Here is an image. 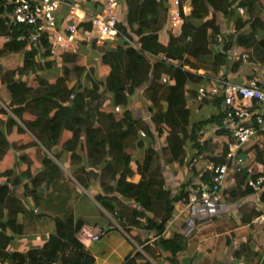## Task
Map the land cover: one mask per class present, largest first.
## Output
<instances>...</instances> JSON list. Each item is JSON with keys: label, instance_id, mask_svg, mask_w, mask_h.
I'll list each match as a JSON object with an SVG mask.
<instances>
[{"label": "trees", "instance_id": "trees-1", "mask_svg": "<svg viewBox=\"0 0 264 264\" xmlns=\"http://www.w3.org/2000/svg\"><path fill=\"white\" fill-rule=\"evenodd\" d=\"M66 1L78 3L90 16L101 11L91 0ZM189 7V16L180 13V37L170 36L164 47L158 43L161 28L157 17L159 12L167 13V0H122V21L117 26L120 36L111 48L104 43L98 63L85 69L74 52L79 48L95 50L94 41L76 43L72 53L55 61L72 65V69L56 70L55 62L43 61L49 54L44 37L39 39L38 47H30L26 40L17 41L18 36L27 38L28 34L8 25L11 5L8 0H0V166L4 167L0 172V263L93 264V258L78 239L86 223L72 213L53 219V232L41 249H10L14 238L23 235V225L18 223L20 216L48 217L37 210L38 191L42 185L57 186L61 171L56 161L66 167L84 191L96 187L93 201L106 213L117 212L119 220H126L128 224H118L124 233L130 235L139 230L151 234L155 248L166 256V264H176L185 239L180 235H163L175 206L187 203L191 183L187 181L172 193L166 186L161 164L166 169L185 163L191 177L207 185L209 174L205 168L196 170L189 165L194 160L222 165L230 138L221 128L220 102L199 100L197 89L226 71L224 80L240 79V72L254 52L263 56L259 62L264 71V0H190ZM238 9L243 10L242 16ZM220 19L230 23L233 35L221 33ZM89 29L87 24L80 26V30ZM220 39L222 49L217 51L214 47L219 46ZM13 55L20 56L19 65L7 70L4 60ZM243 55L247 56L245 60ZM198 71L204 74L198 75ZM70 74L84 75L87 86H82L79 79L69 82ZM162 78L166 83H162ZM251 79H243L240 84L246 85ZM36 89L44 93L34 95ZM103 94L110 101L108 112L101 113L98 103ZM139 94L145 95L143 112L149 117V125L134 118L136 109L141 108L133 105L134 100L140 102ZM192 99L201 104L211 101L215 113L209 119L193 122L188 106ZM114 109L122 110L121 117L115 116ZM95 112L99 117L94 121ZM207 127L213 131L205 138ZM140 130L146 133L145 143L137 144L143 155L141 163L125 152L127 143ZM215 143L217 153L211 156L208 146ZM238 155L245 167L231 175L229 187L221 195V203L232 206L255 200L248 182L264 176V133H259ZM90 172L97 178L94 185ZM134 176L139 177L137 183L129 181ZM19 192L23 201L17 197ZM258 203L264 206V188ZM249 222L243 220L244 224ZM143 252L148 256L153 253L148 248ZM240 253L247 250L242 248L231 256L238 259Z\"/></svg>", "mask_w": 264, "mask_h": 264}, {"label": "built area", "instance_id": "built-area-1", "mask_svg": "<svg viewBox=\"0 0 264 264\" xmlns=\"http://www.w3.org/2000/svg\"><path fill=\"white\" fill-rule=\"evenodd\" d=\"M11 12L8 14L9 26L21 28L28 36L17 37L18 42L27 41L30 47H38L39 39L44 37L49 46V54L44 63L55 62L64 54L72 53L76 43L95 45L114 42L119 38L117 26L122 21V0H91L101 7L95 16L86 14L78 3L66 0H8ZM183 0H168V23L170 30L180 32L184 12ZM65 10V15L63 11ZM243 14L242 9H238ZM89 25V30H80L81 25ZM179 35V34H178ZM160 59H164L162 56ZM246 55L242 56L245 60ZM165 60V59H164ZM162 83H166L163 78ZM199 100H217L221 104V128L230 138L228 152L222 165L208 163L205 172L209 183L193 181L188 188L185 210L208 209L221 203L222 192L229 187L232 174L244 168L239 153L244 151L259 133H264V86L254 81L246 85L211 78L209 84L197 89ZM117 111V109H115ZM248 186L258 203L264 188V176L250 180Z\"/></svg>", "mask_w": 264, "mask_h": 264}, {"label": "rangeland", "instance_id": "rangeland-1", "mask_svg": "<svg viewBox=\"0 0 264 264\" xmlns=\"http://www.w3.org/2000/svg\"><path fill=\"white\" fill-rule=\"evenodd\" d=\"M185 4L184 6H186V1H184ZM264 14V11L263 13ZM240 15V14H239ZM242 16V15H240ZM262 17H264V15H262ZM264 20V18H263ZM162 24H164V17L160 20ZM168 22V21H166ZM218 25H220V30L222 31L221 33H225L226 35L229 36L231 35V30H232V26L230 25V23L225 22L224 20L220 19L218 20ZM114 42H106L108 44H105V47L111 48L110 45L111 43H115ZM77 46V44H75V47ZM97 47V48H96ZM96 49H82L80 50H75L74 52L77 54V61L86 68H88L89 65L95 66L98 61H99V57L101 55V53H103L104 51L102 50L104 47V43H99V45H96ZM214 49L217 50V47H214ZM249 61L247 62V66L246 68H243V70L240 72V80L237 82L238 84H240L241 81L244 82L247 81L246 78H252V81H258V82H262V84H264V71H263V66L261 65V63L259 62V60L263 57L262 55H259L257 53L254 52L252 53L250 56ZM20 62V56L19 55H13L11 57H9V59L6 61L4 60L3 63V67L7 70H14L17 68V66L19 65ZM58 62V61H57ZM55 62V67L56 70L60 69L61 67H65L68 70L72 69V65H61L59 64V62L57 63ZM222 75V74H221ZM33 78V77H32ZM79 79L80 83L82 84V86H87V80L84 77V75L82 76H77L75 74H70L69 76V82H75ZM231 79V78H230ZM244 79V80H243ZM231 82H236V80H230ZM31 87L35 88V83L33 81L29 82ZM44 90L42 89H36L33 94L34 95H39V94H43ZM139 100L140 102H136V100L133 101V105L139 106L141 108L136 109L138 112L137 113H141V111H143L145 108V106L143 105V100L145 99V95L144 94H139ZM142 100V101H141ZM109 101H110V97L108 95L103 94L101 96V99L99 100L98 106H99V112H108V105H109ZM136 102V104H134ZM211 101H208V103H197L196 101H193V99L189 102V107L191 110V115H192V121L193 122H198L199 120H203V119H209L214 113H215V109L212 108L211 106ZM107 107V108H106ZM113 113L115 114V116L117 118L121 117L122 115V110L119 109L117 112L115 111V109L113 110ZM95 118L94 121L99 117L98 112H95ZM142 120V118H141ZM142 123H145L147 125L148 122H144L142 120ZM208 131H206L205 137L209 136L210 133V129H213L211 127H207ZM140 133L144 135L146 134L144 131L140 130L136 136H134L130 142L127 143V146L125 147V152L129 155L132 156L133 159H137V161L139 163H141L142 161V151L140 149H137V144L141 141L146 140V138L142 137L140 135ZM164 138V137H162ZM162 141V140H161ZM145 143V141H144ZM39 148L44 152V150L39 146ZM156 148V147H155ZM158 148V147H157ZM156 148V150H157ZM187 149V147H186ZM217 149H218V144H210L208 146V153L212 156H214L217 153ZM48 155V154H47ZM48 157L54 161V159L48 155ZM186 158H188L186 156ZM15 159V157L13 158ZM198 161V168H196V170H201L203 169L204 166H202L201 160H197ZM251 162V161H250ZM55 164L57 165V167L59 168V170L61 171V179L57 182V186L52 187L49 186L48 188L46 187V185H42L41 188L39 189V195H40V202H39V206L37 208L39 213L42 214H46L48 217H40L38 218L37 216L35 217H30V215H26V216H20L18 219V223L23 225V235L20 238H14L13 241V247H10L11 250H15V251H20L22 252L24 249L29 248V247H36V246H40V244H42L45 239L48 237L47 235L51 234L53 232V227H54V222L53 219L54 218H63L65 215L72 213L75 217H81L87 224H100L103 223V221H105V218L102 217L104 212L102 213L101 210L97 207L96 203L93 201V196L95 194H97V189L95 186H93V188L90 190V192L84 191L82 188H80L78 186V184L76 183V181L70 176L68 170L66 169V167L62 166L61 163L56 162ZM246 164V163H245ZM244 164V167H245ZM2 165V161L1 164ZM16 166V164H14ZM162 165V173L163 176L165 178V183H167V187L169 188V190L172 193H175V191L184 183H186L187 181H190V183L193 182V180L195 181L196 178H192L191 177V172H189L188 170V166L186 165H171L168 166L165 169V166L163 164ZM14 166V167H15ZM250 166V164L248 165V167ZM69 168V167H68ZM4 169V167L0 166V172ZM15 173H17V170L15 169ZM90 178L92 180V185L96 184V175L92 172H90ZM134 180V178H133ZM174 185V187H173ZM20 191V190H18ZM21 192L18 193L17 197L23 201V197H22V193ZM256 206V203L253 202ZM226 206H231L228 207V211H232V212H237L235 215L231 213V215H222L221 216H217L213 221L214 223H211V225L208 227V230L206 231L207 233H217V234H222L223 231L225 230H233V228L235 227V225L238 226V222L236 220L235 217H239L238 214L240 215H246L247 213L249 214V212L254 208V205L251 204V202H239L237 203L235 206L229 205L225 202ZM255 211V210H253ZM118 213H114L113 215H110L112 220L115 222V224H119V222H122V219H118ZM213 219V218H212ZM212 221V222H213ZM192 225V223H191ZM190 225V226H191ZM200 227H204L208 224H203L200 223L199 224ZM196 225H194L193 227H195ZM262 230V229H261ZM82 233V232H81ZM247 233V232H246ZM38 234V236H36ZM239 232H237V230H234V235H229L226 237V240L228 242V245H235L237 247V245L239 244H243L242 247L245 246V243H247L246 239V234H242L240 235L241 238H238ZM244 241L243 240V237ZM232 238H236V242L232 241ZM190 240V241H189ZM218 241V246L217 247H223L224 246V237L219 236L216 239ZM188 243L185 244H189V247H206L204 244H198V242H196L195 240H191L188 239V241H186ZM193 245V246H192ZM227 246V245H226ZM185 247V246H184ZM183 261L187 260V255L184 254L181 258ZM0 264H5V263H0Z\"/></svg>", "mask_w": 264, "mask_h": 264}, {"label": "crops", "instance_id": "crops-1", "mask_svg": "<svg viewBox=\"0 0 264 264\" xmlns=\"http://www.w3.org/2000/svg\"><path fill=\"white\" fill-rule=\"evenodd\" d=\"M184 1H186L187 4L186 6H184L185 4H183L185 3ZM189 3L190 0L182 1V5L184 7L183 17H187L190 14L191 9L189 7ZM167 4H168V0H167ZM163 17H164V24H162L160 21ZM166 21H169L168 14L167 13L163 14V12H159L157 17V23L159 24L161 29L157 34V38H158V43L164 47L168 44L170 36L177 39L181 35V29L180 32L170 30L169 23ZM230 33L231 35L234 34L233 28ZM218 43L219 46L217 47V51H220L222 49L221 39L218 41ZM197 74L203 75L204 72L198 71ZM239 80L240 79H236V82L233 83H237ZM189 102H188V106H189ZM134 118L138 120H141L142 118L144 122H148L149 119V117L143 111H141V113H136ZM209 131L211 133L213 130L210 129ZM140 135L143 137L142 133H140ZM206 163L207 162L202 163V166H204L203 168L206 167L207 165ZM197 166H198V161L194 160L193 162L190 163L189 168H193V167L198 168ZM133 178L130 179L129 181L132 183H137L139 177L134 176ZM253 202L254 201H252L251 204L254 205L255 209L253 210L255 211L251 210L249 214L247 213L246 215L238 214L239 217H235L238 222V226L235 225L233 230H225L222 232V234H217V233L210 234L207 233L206 231L208 230V227L211 225V223H214L215 221L214 219L217 216L218 217L219 216L222 217V215L227 216V215H231V213L235 215L237 212L234 213L232 211L231 212L228 211V207L231 206H226L224 203H221L217 208H213L210 210L195 209L190 211L185 210V207H183L182 204L175 206L173 218L170 221V223H168L163 237L171 238L174 235H180L182 236L183 239H185V243H188L186 241H188V239H191L198 242V244H204L206 246V247H189V244H185L183 250L176 257V264H263L264 206H261L257 202H255L256 203L255 206ZM98 208L101 210V212L102 211L104 212L102 217L105 218V221H103V223L100 224L97 223L87 224L84 221L86 223V227L83 229L82 233L78 237L79 241L84 246L85 251L93 258V264H126L127 259H129V264H147V263L166 264L165 262L166 256L161 255V253H159V251L155 248L154 246L155 239L151 234L144 231L135 230L130 235H127L123 231L124 228H120L118 224L117 225L115 224L110 214L106 213L100 207ZM255 214H259V216L255 217L254 216ZM243 220L245 221L249 220L250 222L244 224ZM122 222L125 225L127 223L126 220L124 219ZM191 223L195 224L196 226L191 228L190 226ZM200 223L208 224V225L204 227H200L199 225ZM234 230H237V232H239L238 238H241L240 235L246 234L247 243H245V245L247 247H241L244 243L237 245V247L235 245H230V244L228 246L226 237L229 235H234ZM221 235L222 237H224V243H223L224 246L217 247L218 241L216 239ZM36 236H38V234ZM244 238L245 236L241 241H244ZM45 241L42 244H40V246L29 247L24 249L22 252L41 249ZM233 241L236 242V238H232L231 242ZM144 248H148L151 251H153L152 256H148L144 254L143 252ZM242 248L247 250V253H240L238 259L233 258L231 256L233 252L242 250ZM16 252H20V251H16ZM184 254L187 255L186 261H183L181 259ZM136 255H139V258Z\"/></svg>", "mask_w": 264, "mask_h": 264}, {"label": "water", "instance_id": "water-1", "mask_svg": "<svg viewBox=\"0 0 264 264\" xmlns=\"http://www.w3.org/2000/svg\"><path fill=\"white\" fill-rule=\"evenodd\" d=\"M226 72H228V71H226ZM226 72H224V73L221 75L222 78L227 74ZM27 203H28V200H27Z\"/></svg>", "mask_w": 264, "mask_h": 264}]
</instances>
